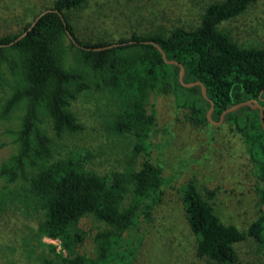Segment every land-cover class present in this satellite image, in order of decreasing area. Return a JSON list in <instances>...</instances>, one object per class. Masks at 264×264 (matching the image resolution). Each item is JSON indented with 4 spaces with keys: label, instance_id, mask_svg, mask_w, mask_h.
Returning <instances> with one entry per match:
<instances>
[{
    "label": "trees",
    "instance_id": "trees-1",
    "mask_svg": "<svg viewBox=\"0 0 264 264\" xmlns=\"http://www.w3.org/2000/svg\"><path fill=\"white\" fill-rule=\"evenodd\" d=\"M88 0H54L52 5L34 25L32 21L15 34L0 35V59L14 51L20 76V89L5 103L7 112L22 99L26 110L21 117L17 132L18 152L10 163L1 168L13 179L25 171L29 164L34 169L29 176V191L44 213L39 224L40 235L59 239L67 251L64 256L48 247L59 261L43 258L40 264H131L134 249L116 252L114 245L121 235L111 230L95 236L98 256L91 259L76 248L83 240V232L77 227L81 217L91 214L108 223L116 230H133L138 226L141 212L146 214L161 200L162 187L168 183L162 176L161 159L156 163L149 159V137L154 125V105L146 114V104L151 93H173L181 107L191 110L195 125L217 122L222 112L244 101L257 106L244 105L223 116L231 131L241 136L248 157L255 167V174L262 184L259 188L264 200V47H244L219 24L244 12L257 0H221L209 3L200 23L191 29L181 26L169 34L139 35L117 42H94L79 39L74 31L68 12L81 7ZM63 15V19L60 14ZM27 33L14 41L23 32ZM71 34L69 46L76 47L80 60L92 71L101 75L105 87L117 98L120 120L116 128L121 131L135 129L141 137L145 158L140 169L129 173L118 171L100 175L87 169L78 159L54 158L50 151V138L37 126V109L41 107L49 116L57 134L74 132L81 128L70 110V102L76 93L86 87L81 72L66 69L62 63L63 37ZM75 43L73 42V40ZM157 43L168 60L177 61L184 68L183 81L201 82L207 98L202 95L201 85L183 86L179 80L180 67L167 63L152 43ZM118 45L98 49L110 44ZM213 103L210 119L207 111ZM262 121L260 120V108ZM181 189L188 227L195 237L196 254L206 256L220 264L236 261L235 243L252 237L264 244V208L246 230L233 224L223 223L214 209V191L201 194L195 179L188 180ZM132 192V200L124 205L125 196ZM145 203V204H144Z\"/></svg>",
    "mask_w": 264,
    "mask_h": 264
},
{
    "label": "rangeland",
    "instance_id": "rangeland-1",
    "mask_svg": "<svg viewBox=\"0 0 264 264\" xmlns=\"http://www.w3.org/2000/svg\"><path fill=\"white\" fill-rule=\"evenodd\" d=\"M54 0H0V35L15 34ZM221 0H88L68 12L76 36L94 42H117L133 33L169 34L181 26L196 27L209 3ZM235 42L244 47H264V0H257L234 18L222 21ZM63 37L62 63L66 69L81 72L87 84L70 102V110L81 128L57 134L46 112L38 107V127L50 138L54 158H78L87 169L100 175L114 171L129 173L140 169L146 154L140 147L141 137L135 129L121 132L117 98L103 85L101 75L80 60L78 49L69 46ZM17 57L14 51L0 59V264H40L43 258L59 261L50 250L66 255L59 239L40 235L39 224L44 213L29 191V176L34 169L10 179L1 168L18 152L17 132L26 110L22 99L7 112L6 101L20 89ZM154 105V125L149 137V159H161L162 176L169 179L162 187L161 200L146 214L141 212L138 226L133 230H116L91 214L77 223L83 240L76 248L80 254L96 259L95 236L111 230L122 237L114 245L116 252L134 249L131 264H220L196 254L195 237L190 231L182 201L181 188L195 179L202 195L214 191L212 203L220 220L240 230L260 215L263 206L255 167L248 157L241 136L230 130L227 122L195 125L191 110L177 104L173 93L150 94L146 114ZM132 200L125 196L124 205ZM145 204V203H144ZM236 261L232 264H264V244L252 237L235 243Z\"/></svg>",
    "mask_w": 264,
    "mask_h": 264
},
{
    "label": "water",
    "instance_id": "water-1",
    "mask_svg": "<svg viewBox=\"0 0 264 264\" xmlns=\"http://www.w3.org/2000/svg\"><path fill=\"white\" fill-rule=\"evenodd\" d=\"M46 11H50V9H47V10H44V11L40 12V14L36 17V19L32 22L31 26H30L28 29H30V28L34 25V23L36 22V20H37L41 15H43ZM59 14H60L61 18L63 19V15H62L61 13H59ZM26 33H27V31L23 32V33H22L21 35H19L14 41L10 42V44H12V43H14L15 41L19 40L20 38H22ZM67 35H68L69 38H72V37H71V34H70L68 31H67ZM72 40H73V39H72ZM73 42L75 43L74 40H73ZM152 43H153V44L157 47V49L160 51L161 56H162V58L164 59L165 62H167V63H175V64H178V65H179V67H180L179 76H178V80H179V82H180L183 86H185V87H190V86H193V85L200 84V85H201V92H202V95H203L205 98H207V95H206V89H205L204 85H203L201 82H199V81L188 82V83L184 82V81H183L184 68H183V67H182L177 61H175V60H168V59L166 58V55H165L164 51L162 50V48H161L157 43H155V42H152ZM115 45H118V44H117V43H113V44H110V45H108V46H104V47H101V48H98V49H104V48L112 47V46H115ZM244 105H250V106H252V107L257 106L254 102H252V101H250V100H248V101H244V102H239V103L234 104L233 106H231V107L225 109V110L222 112V114H221V116H220V119H219L217 122H215V121H211V122H214V123H219V122H221L222 119H223V116H224L226 113H228V112H232V111H235V110H237L239 107L244 106ZM259 108H260V106H259ZM212 111H213V103H212V101H210V108L208 109L207 114H206L209 120H211V119H210V115H211V112H212ZM260 120L262 121V110H261V108H260ZM263 128H264V126H263ZM262 207L264 208V200H263V206H262Z\"/></svg>",
    "mask_w": 264,
    "mask_h": 264
}]
</instances>
